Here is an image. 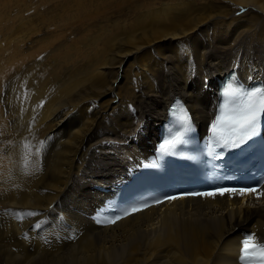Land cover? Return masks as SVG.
Instances as JSON below:
<instances>
[{
  "label": "bare ground",
  "instance_id": "1",
  "mask_svg": "<svg viewBox=\"0 0 264 264\" xmlns=\"http://www.w3.org/2000/svg\"><path fill=\"white\" fill-rule=\"evenodd\" d=\"M190 3L147 9L58 85L0 67V264H241L242 239L264 241V195L182 198L113 225L94 213L97 186L151 162L174 95L205 134L218 77L264 79V0Z\"/></svg>",
  "mask_w": 264,
  "mask_h": 264
},
{
  "label": "rangeland",
  "instance_id": "2",
  "mask_svg": "<svg viewBox=\"0 0 264 264\" xmlns=\"http://www.w3.org/2000/svg\"><path fill=\"white\" fill-rule=\"evenodd\" d=\"M183 2L192 6L188 4L191 0H0L1 75L11 72L20 81L32 74L42 80L56 75L58 85L65 77L63 68L67 64L71 66L83 56L104 53L109 37L129 28L147 9L169 4L184 6ZM152 46L149 50L155 56ZM136 60L138 54L133 53L124 65H131L132 70L138 67ZM118 63L121 55L114 65ZM47 67L51 71L47 72ZM0 81L5 85L4 80Z\"/></svg>",
  "mask_w": 264,
  "mask_h": 264
},
{
  "label": "snow or ice",
  "instance_id": "3",
  "mask_svg": "<svg viewBox=\"0 0 264 264\" xmlns=\"http://www.w3.org/2000/svg\"><path fill=\"white\" fill-rule=\"evenodd\" d=\"M221 103L216 106V115L210 124V132L214 140L225 145L237 146L250 139L264 118V86L246 89L242 85L228 83L221 92ZM172 115L181 128L187 129L191 117L183 106L174 105ZM181 137L174 135L160 146L162 152H169L180 142ZM28 147L27 145L25 146ZM244 195V190H228ZM248 193L256 189L247 190ZM221 191L219 195H224ZM205 195V194H202ZM206 195H214L208 193ZM264 195V193H260ZM35 215V213H29ZM241 264H264V243L257 240L255 234H248L241 241Z\"/></svg>",
  "mask_w": 264,
  "mask_h": 264
}]
</instances>
